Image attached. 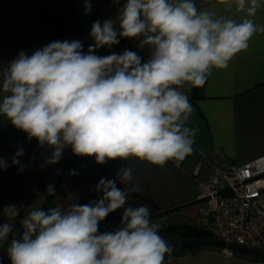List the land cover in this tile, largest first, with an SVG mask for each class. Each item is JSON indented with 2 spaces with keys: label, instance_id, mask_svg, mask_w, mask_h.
Wrapping results in <instances>:
<instances>
[{
  "label": "clouds",
  "instance_id": "clouds-1",
  "mask_svg": "<svg viewBox=\"0 0 264 264\" xmlns=\"http://www.w3.org/2000/svg\"><path fill=\"white\" fill-rule=\"evenodd\" d=\"M219 2L246 17L238 22L201 11L195 0H126L115 20L92 24L87 52L79 40L53 41L31 55L21 51L0 70V116L51 149L48 165L58 164L69 147L98 164L130 157L158 167L183 161L197 132L186 126L194 111L188 93L202 88L213 68L226 69L247 51L257 32L264 33V25L249 18L264 0ZM84 7L90 13L89 0ZM121 38L138 40L141 49L148 46L149 59L142 63L128 49L95 54ZM23 155L20 148L11 160L19 171ZM8 167L0 157V170ZM132 173L124 166L115 179L101 178L95 189L101 196L88 204L28 209L20 221L22 234L6 249L11 264H164L172 248L159 235L148 204L125 206L129 191L140 187H117L129 184ZM46 193L55 196L54 185ZM120 209V227L100 232V223ZM20 210L15 205L0 210L7 218L0 224V242L13 233L11 221Z\"/></svg>",
  "mask_w": 264,
  "mask_h": 264
},
{
  "label": "crops",
  "instance_id": "crops-1",
  "mask_svg": "<svg viewBox=\"0 0 264 264\" xmlns=\"http://www.w3.org/2000/svg\"><path fill=\"white\" fill-rule=\"evenodd\" d=\"M90 13H85V0H0V55L10 58L21 51L29 53L36 46L50 39L73 33L79 29L91 30L95 21L103 23L116 19L126 0H89ZM198 10H211L217 16H227L238 22L246 13H237L234 6L219 0H195ZM258 25H264V2L254 17ZM118 28V25H117ZM136 39L121 38L118 45L98 49L96 55L122 53L125 49L136 52L146 62L150 56L148 46L138 48ZM87 52L89 45H82ZM8 64H6L7 67ZM188 93L193 114L186 126L197 129L193 151L177 168L171 161L164 167L151 165L130 157L127 161L116 159L104 164L94 157H83L65 172L64 167L76 155L66 148L58 164H45L51 155L50 148H42L33 138L15 128L0 116V157L9 167L0 170V210L8 205L20 208L19 216L11 221L13 233L7 241L0 242V264L11 263L6 249L13 238L22 234L20 221L31 207L48 210L58 204L67 208L72 203L81 205L97 200L101 193L96 185L101 178L115 179L124 166L133 168V180L121 189L139 186L141 191H129L127 206L148 204L151 216L170 209L185 206L199 199V184L211 169L212 162L220 154L228 159L245 163L264 154V33L257 32L249 41L248 50L238 53L226 69L213 68L205 85ZM23 148L20 166L11 164L13 155ZM43 166V167H42ZM75 175H70V172ZM55 187V196H48L46 187ZM45 196L46 200L39 197ZM23 206V207H21ZM199 204L171 212L152 220L160 230L178 227L179 233H159L168 243L183 240L182 229L197 227ZM123 209L117 210L100 223L103 232L120 226ZM7 218L0 214V224ZM242 254V253H240ZM246 255V254H242ZM212 252L202 247L188 248L165 255L164 264H264V261L246 255Z\"/></svg>",
  "mask_w": 264,
  "mask_h": 264
},
{
  "label": "built area",
  "instance_id": "built-area-1",
  "mask_svg": "<svg viewBox=\"0 0 264 264\" xmlns=\"http://www.w3.org/2000/svg\"><path fill=\"white\" fill-rule=\"evenodd\" d=\"M90 32L79 29L45 41L26 54L31 55L53 41L79 40L82 45H91ZM105 48L108 47L100 49ZM17 57L0 55V70ZM184 160L171 162L181 168ZM199 189V199L205 201L198 207V229L210 232L215 239L264 251V154L245 163L234 162L224 154L218 155ZM229 189L231 194H221Z\"/></svg>",
  "mask_w": 264,
  "mask_h": 264
},
{
  "label": "water",
  "instance_id": "water-1",
  "mask_svg": "<svg viewBox=\"0 0 264 264\" xmlns=\"http://www.w3.org/2000/svg\"><path fill=\"white\" fill-rule=\"evenodd\" d=\"M221 194L222 195L231 194V190L230 189L226 190V191L222 192ZM203 201H205V199H198L197 201L189 203L185 206L177 207V208L170 209L168 211H165V212H162V213H159L156 215H152L151 220H155V219L163 217V216H165L171 212H175L177 210H181V209L189 207V206L200 204ZM119 227L120 226H117V227H114V228L106 230V231H113V230L118 229ZM103 232H105V231H103ZM181 232L182 233H188L189 230L188 229H182ZM169 245L172 248V251L170 253H175L177 251L188 249V248H195V247H201V246H213V247H218V248L230 251V252L235 251L238 253L246 254V255H249V256H252L254 258H257V259L264 261V251H260L257 249H252V248L241 246L238 244L229 243L226 241L215 239V238H213V236L210 232L202 230V229H198L188 239L176 241V242L170 243ZM170 253H168V254H170ZM2 264H11V263L8 262V263H2Z\"/></svg>",
  "mask_w": 264,
  "mask_h": 264
},
{
  "label": "trees",
  "instance_id": "trees-1",
  "mask_svg": "<svg viewBox=\"0 0 264 264\" xmlns=\"http://www.w3.org/2000/svg\"><path fill=\"white\" fill-rule=\"evenodd\" d=\"M201 88H194V91L193 93L197 94L198 91L200 90ZM83 157L81 156H74L67 164L66 166L64 167V170L65 172L68 171L71 167H73L75 164H77ZM189 230L188 233H184V234H180V236L182 237V239H188L190 238V236L195 233L198 228L197 227H190V228H187ZM171 232H174V233H179V228L178 227H167L165 229H162L159 231V233H171Z\"/></svg>",
  "mask_w": 264,
  "mask_h": 264
},
{
  "label": "rangeland",
  "instance_id": "rangeland-1",
  "mask_svg": "<svg viewBox=\"0 0 264 264\" xmlns=\"http://www.w3.org/2000/svg\"><path fill=\"white\" fill-rule=\"evenodd\" d=\"M201 247H202V249H209L212 252H223L224 254L226 253L224 249H221V248H218V247H213V246H201ZM231 253H233V255L235 254V255H241L243 257H248L246 255L244 256V255H242V254H240L238 252H235V251H231Z\"/></svg>",
  "mask_w": 264,
  "mask_h": 264
}]
</instances>
